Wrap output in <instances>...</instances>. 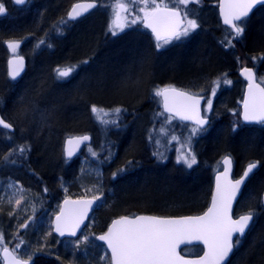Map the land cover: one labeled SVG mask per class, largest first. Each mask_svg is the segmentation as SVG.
Segmentation results:
<instances>
[{
  "label": "trees",
  "instance_id": "16d2710c",
  "mask_svg": "<svg viewBox=\"0 0 264 264\" xmlns=\"http://www.w3.org/2000/svg\"><path fill=\"white\" fill-rule=\"evenodd\" d=\"M69 1L62 11L60 10L50 22L56 20V18L66 17L68 7L72 2L77 0ZM213 2L214 0H199V3H196L194 0V2L191 3L195 11L194 16L197 19L201 18L203 11L209 5H212ZM215 2L217 1L215 0ZM175 4L176 2L172 1L168 5L171 7ZM57 5V2L46 4L44 5V9L41 7L34 15L42 11L44 17L49 13L53 14ZM181 11L183 10L181 9ZM262 13L264 14V5L259 7L252 14L253 21L258 19L256 16ZM30 15L31 14L18 15L17 19L19 20L13 19L10 21V19H7V21H0V93L4 94L7 99V109L4 108L3 111L4 116L15 128L14 132L9 134L13 139L10 151L19 145H30V150L24 155L11 153L10 159L12 158V160L20 164L22 169V171L20 170L21 172H19V177H17V175L12 177H16V180L18 178L24 185L26 184L25 180L29 178V172L32 173L31 176L37 177L34 178L38 180L41 185L35 188H37L36 190L38 193H42L43 188H47L49 194L45 196L48 200L45 206L54 210V213H52L54 216L58 213L62 201L67 197L82 198L100 195L101 201H97L88 221L90 232L96 237L97 234L107 229L113 218L121 215L151 213L171 216L200 213L207 208L212 194V179H207L204 182V188L198 189L199 183L203 180L201 174L206 172L203 167L204 163L207 161H214L216 158L225 154H232L237 160L235 173L236 175H240L245 162L249 159H255L261 163V166L250 178L247 188H245L239 199L236 211L237 213L243 212L247 207V211L252 210L256 212L257 218L255 219L253 228L241 245V255H239L238 259V255L234 256V258H232V256L228 264H239V262L240 264H264V208L261 205V194L264 189V126L257 127L242 123L240 106L235 105V114L230 113L231 109H225L211 119L210 125L212 129L200 138L196 155L197 163L189 173L182 167L174 164L172 159L162 166L163 168L170 166L167 175L168 179L166 178L165 181L168 187L166 190H163L166 192L160 193L155 199L143 196L140 198L141 200L136 199V197L129 192L134 185L140 184L141 182H148L141 171L148 165L154 164L155 161V155H151L144 135L147 124H150V122H147V119L151 111L157 110L158 108L160 109V106H155L154 101L148 95L150 86L157 81L159 83L166 81L168 83H174L182 88H194L193 85H195L199 86L201 89H208L212 77L225 71H228L232 78L240 79L238 71H236L234 67H229V64L231 62L233 63L231 59L233 57L229 55V51L225 53L223 48L227 47V50L236 49L238 53L240 50L243 55L247 52V56L248 54L264 56V35L258 36L256 39L254 37L252 42L250 32H252L254 28L249 29L246 39L240 44L238 43L239 39L233 38L232 30L224 26L220 19H218V16L213 14L211 20L201 24L196 34L186 41L188 42V46L196 38L197 40L199 37L202 40L205 38L203 40L205 41V47L200 52H197L194 51L195 48H191V45H189L188 48L186 46L181 51L183 56L189 55L191 56L190 59H193V63L191 60L189 72L184 75L189 82H184V80L180 78H170L157 79L152 83L150 80L148 83L146 79L150 76L143 72L139 75V80L135 82L136 86H133L131 96L127 98L117 96L124 90L125 84H121L122 88H120V84L112 82L111 80L105 83L107 89L106 97L102 95L96 96L95 92L93 95L85 93L87 86L86 82L83 80L85 73L92 68L95 72L98 70L92 67L95 61L94 57H89V63L83 70L84 73L81 77L82 81L78 83V89L75 88L76 84H74V81L77 79L76 75L79 70L75 72L76 77L73 76L69 78L63 84L56 83L52 76L47 82L48 87L51 85L53 89L52 94L54 96H59L57 98H60L59 100L61 102H66L70 106L73 116H70V120H68L67 117L59 115L58 113L50 112L51 114H47L46 112L49 111L47 108L50 106L45 105V102H37L33 98L35 95L31 94L29 89L26 90V80L29 70H27L24 78L17 83L8 84L4 81L2 62L3 40L12 35L20 36L31 31L32 33L41 35L43 34L41 30L43 31L46 27L47 29L45 30L47 31L49 28V25H47L49 21L46 22L44 19L39 20L33 17H31V19ZM24 18L25 20L21 21ZM89 19H94V17ZM89 19L78 21L75 24ZM132 33L144 35L148 38L145 32ZM103 40L101 32L97 36V47L100 51L99 54H101L100 59L102 64L104 62L103 51L107 45H109L108 43L105 44ZM226 40H232L237 44L232 46V42H230L231 46H229L225 44ZM238 45L240 47H238ZM252 46H254V48H251ZM147 48L149 49L147 55L149 59L153 58L152 60H154L155 58L159 60L160 56L157 55L164 54V52L159 54L155 53L151 42ZM44 53L39 55L40 60L42 57L44 61L45 57L49 55L46 52ZM259 68L260 71L264 69V58ZM173 72H176V70H173ZM108 77H111V73L108 74ZM65 96L67 97L65 98ZM70 102H73L74 105L71 106ZM92 105L103 107L101 109L107 110V113H111L117 107L126 110L121 112V119L119 121V126L122 125L125 127L124 131L122 133L117 132V130L114 129L118 127L102 122V112L99 114L94 113V116H92L90 110ZM233 105L234 104H231V106ZM104 118H107V121L112 117L109 115ZM99 123V128H102L107 133L111 132L112 134L106 139L107 144L105 148L107 154L110 152V155L108 154L110 157H106V153L100 156L102 159L100 173L97 170L90 173L84 170L85 177L79 179V171L82 170L81 167L86 161L80 163V155L71 161H66L62 158L61 149L64 137L69 133L86 131L87 133H93L97 139V124ZM235 124L238 125V127L237 130L233 132L232 129ZM69 125L75 126L69 128ZM118 141H120V144H118ZM94 144L95 142L88 146ZM8 148L3 143H0V156L5 154ZM124 149L125 153H123ZM129 161H131V166H129ZM8 165L9 163L3 162V160L0 159V168ZM122 167H124V171L118 173L117 176L113 178L112 174L116 173V169ZM0 177L2 176L0 175ZM209 184H211L210 191L208 190ZM101 202H103V206H100ZM2 204L5 203L2 202ZM8 209L7 205H2V208H0V217L9 221L7 229H5L7 232H9L10 229L9 225L12 226L17 217V214H15L14 217L13 215L9 217L10 213H8ZM50 218L51 216L49 220ZM36 226V228L26 231V237L28 236L31 241L34 240V236L39 233L38 230H41V234L46 230L47 224L42 222L36 224ZM48 240L49 243L52 242L49 245L52 247L53 252L50 254L42 252L35 255L33 257V264L98 263V256L95 251L70 246L72 239L58 238V236L51 233L48 236ZM56 241L57 243H55ZM97 244L102 245L99 242ZM182 252L185 255H198L202 252V249L199 246L185 247L182 249Z\"/></svg>",
  "mask_w": 264,
  "mask_h": 264
},
{
  "label": "rangeland",
  "instance_id": "374dc122",
  "mask_svg": "<svg viewBox=\"0 0 264 264\" xmlns=\"http://www.w3.org/2000/svg\"><path fill=\"white\" fill-rule=\"evenodd\" d=\"M68 1L69 0H29L22 8H14V10H10L12 14V16H10L11 18L7 16H6L7 18L3 16L0 17V21H3V19L4 21H7V19H10L11 21L13 19H17L16 16L18 15L21 16V15L31 14L30 18L33 17L39 20L44 19L46 22L49 21V23L47 24L49 25L48 30L46 31L45 29L47 28L45 27L43 31L41 30V33H43L41 35L32 33V31L20 36L12 35V37H18V40H21V37L23 38L24 40L23 43H25V47L23 46L18 52L21 54H27V56H29L30 59L29 69H28L29 71L26 80V90L29 89V92L35 95L33 98L37 102H45L46 103L45 105L50 106L49 108H47L49 109V111L46 112L47 114L58 113L59 115H64L65 117H67L68 120H70V116H73L70 106L66 102L65 103L61 102L59 100L60 98L59 99L57 98L59 96H54L52 94L53 89L51 85H49L48 87L47 82L49 81L53 73L52 77L56 83L59 84L65 83V81H67L69 78L75 76V72L79 70V65L82 64L84 65V61L88 62V60H85L84 58L83 59H78V58L82 57L83 55H88L94 52L96 56L94 58L95 61L93 62L92 67L98 70L97 72H95V70L92 68L85 73L83 78L84 82H86L87 85L85 89V93H89L93 95V93L95 92L96 96L102 95L106 97L107 89L105 83L108 80H111L112 82H116L120 85L125 84L124 90L120 92L119 95L117 96L127 98L128 96H131L133 86H136L135 82L139 80V75L143 72H145L147 75L149 74L150 76L148 79H146L147 80L146 82L148 83L150 82V80L152 83L157 79H170V78H180L184 80V82L187 81L184 75L189 72L191 60L193 63V59H190L191 56L189 55L183 56L181 54L182 53L181 51L184 47L187 46L188 42L186 41H188L190 38H192L194 34H196L198 28L196 29L195 32L190 33L187 37L182 36L179 40L173 38L171 39L170 43L164 45L160 49H157L156 47L157 41L154 39L150 28L144 26L143 19L138 20L135 25H131L130 27H125L122 32L118 31V34L115 36L111 34L110 29L114 26L113 22L115 21L116 18L115 14H116L117 0H100L101 3L100 7L85 18V19H89L94 17V19H89L87 21H83L81 23L75 24L76 22H71L68 20V17L64 16L50 22V20L55 15H57V13H59L60 10L62 11L65 5L70 2ZM172 1L176 2V0H172ZM172 1L156 0V3L160 5H164V4H170V2ZM216 1L217 2H215L214 0L212 5H209L203 11L201 18L198 19L194 16L195 11L193 10V7L190 3L189 5H187V10L189 12L188 19L195 18L199 25L203 24L208 20L210 21L211 18L213 17L212 16L213 14L218 16L219 19L218 0ZM51 2L54 3L57 2L58 4L53 14L49 13L46 17H44V13L42 11V12H38L37 15H34L35 13H37L38 9H40L41 7H43L44 9L45 8L44 5L49 4ZM0 4H2L4 7L5 11L2 13L4 15L9 11V8L11 6L9 5L6 6L7 3L5 4L3 0H0ZM180 8L183 11L185 10V6H180ZM121 15L124 14L122 13ZM140 16L143 17V13H140ZM23 17H19V18H23ZM131 18H132L131 16L128 17V23H130ZM256 18L258 19L253 21V17L251 15L249 18L245 19V23L243 24L244 33L241 37L238 38L239 39L238 43L241 44V42H243L246 39L247 32L249 31V29L254 28L252 32H250L252 42L254 40V37L256 39L258 36L264 35V14L263 13L259 14L258 16H256ZM85 19H81V21ZM24 20L25 18L21 21ZM63 21H66V24L58 28V26L61 25ZM101 32H102V37L104 39L103 40L104 43L107 44V41L110 42V44L107 45V47L103 51V55H104L103 64L101 63V59H100L101 54H99L100 51L98 50L97 47V36ZM123 32H127V33L123 34L122 36H120V38H117L115 41L110 40V39H114ZM132 32H141V33L145 32L148 38L144 35H139ZM16 40L17 38H12L10 42H16ZM41 40L45 41V43L39 44V41ZM203 40L200 37L198 40L196 38L189 45H191V48H195L194 51L200 52L205 47L204 46L205 41ZM150 42L152 44L155 53L159 54L164 52L163 55L156 54L157 56H160L159 60H156L155 58L154 60H152L153 58L152 59L148 58L147 55L149 53V49L147 47H149ZM230 42H232L231 43L232 46H235V44H237L232 40ZM160 43H163V41H160ZM238 47L240 46L238 45ZM251 48H254V46H252ZM223 49L225 53L229 51L228 53L230 56H235L237 63L239 65V67H237V70H239L243 66L244 62L246 63H248V61L252 62L257 71L259 81L264 85V74H263L264 69H261L260 71L259 68L260 63H262V60L264 58L263 55L258 56L259 58L250 59L248 56L243 55L240 50L238 54L236 50L235 51L231 49L227 50L228 49L227 47H224ZM41 52L42 53L46 52L47 54H49L45 57L44 61L42 57L40 60V56L36 55ZM67 60L68 62L54 65L55 62L67 61ZM74 61H78V62H74ZM68 67L74 69L70 74V76L63 79H58L57 69H64ZM173 70H176V72H173ZM110 73H111V77H108V74ZM217 76L218 77H216V79L212 81L208 89H201L199 86H195V85H193L194 88H189V87L184 88L193 93L205 95L206 101L209 98L212 100L211 111L206 112L205 111L206 101L204 104V115L206 117H209L210 119H213L216 115L223 112L225 109H231L230 113L235 114L236 111L235 105L241 107L242 95L245 86V82L243 81V79H241V77L239 80L238 79L233 80L232 76H230V73L228 71L222 72ZM217 80H219V87H216L215 84ZM226 80L231 81V83L230 84L225 83ZM81 81H82L81 78L76 79L74 81V84H76L75 85L76 89H78L77 88L78 83ZM165 86H178V85L174 83H168L166 81L161 83L157 81L149 88L148 95L154 101L155 106L158 107L160 106V109L158 108L156 111H153L151 117L147 119V122L148 123L150 122V124H147L144 134L151 155L154 152H159L160 154H162L163 158H161V156L155 155L154 164L148 165L143 169V171H141L144 177L147 178V181L149 183L141 182L140 184L134 185V187L129 191L136 197V199H140L143 196L144 197L147 196L149 198L152 197L153 199H155L160 193L166 192L163 190H166L168 187V185L165 184V181L166 178L168 179L167 175L170 166H167L166 168H163L162 166L170 162V159L173 160L174 164L182 167L185 171H187V173H189L190 170H192V168H194L195 166L193 165L192 168H187L186 165H184L182 162L181 163L177 162L178 156L181 153L185 152L186 149L188 148L187 141H188L190 129L194 125L191 124L185 125L183 123H180L178 120L177 122H175L174 119H172L171 123L166 122V117L169 114L164 112V109L162 107L161 97L154 95L155 90L162 89ZM120 88H122V85ZM236 88L240 89V96L238 93L236 95L237 92L235 91ZM212 89H215V96L211 95ZM66 97L67 96H65V98ZM6 102H7L6 97L0 98V104L5 109H7ZM231 104L234 105L231 106ZM70 105L72 106L74 105V103L70 102ZM161 113H163V115H161ZM104 117L105 116L103 115L102 122L106 121L107 119V118L105 119ZM74 126L69 125L68 127L71 128ZM174 127L176 129H174ZM235 127L237 129L238 125L235 124ZM161 128L165 130L164 133H161L160 131ZM124 129L125 127L121 125L114 130H117V132L122 133ZM205 129L206 131L201 132L200 134L196 135L191 139V148L192 151L195 153V155H197V149L200 143V138L206 132L210 131L212 129V126L210 125ZM110 135H112L111 132L107 133L102 128H99L98 138H97L98 141L94 145L88 146L85 149H83L82 151L83 153L79 154L80 155L79 162L83 163L84 161H86L84 162L82 167L80 166L82 170L79 171L80 174L79 179L85 177L84 175L85 171L87 173L93 172L95 170H97L99 173L101 172L100 166L102 164V159L100 158V156L106 153V157H110L108 155L110 154V152H108V154L107 152H105L106 150L105 148L107 144L106 139L109 138ZM172 136L177 137V139H172ZM149 137H151V139ZM12 141L13 139L12 137H10V135L4 133L2 134L0 132V143L5 142L8 143V145H10V142ZM156 141H159V143L157 144ZM118 144H120V141H118ZM10 153L11 151L6 153L5 155L2 154V156H0V158L2 159H4V157H8V159L7 160L4 159V161L9 163L7 167L8 168L7 175H5L4 177H0V208H2V205H7L9 208L8 213H10L9 217L12 215L14 217L15 214H17L16 215L17 217L14 220L13 223L14 226L9 225L10 229L9 232H7V234H4L1 228L5 227L3 229H7L8 226L7 224L9 221H7L6 219H2L0 217V235H2V239H0V253L4 247H8L11 250H13V252L18 257L25 260H33V257L39 253L46 252L50 254L51 252H53L52 247L49 245L52 242L49 243L48 236L49 233L50 234L52 233V229H53L54 215L52 213H54V210H51L45 206V203L48 201L45 198V196L49 194V192L48 190L45 191V189L47 188L45 189L43 188L42 193H38V191L36 190L37 188L35 187L40 186L41 184L40 182H38V180L35 179L37 177L34 178L33 176H31L32 173L29 172L28 176L31 179L28 178L29 182H26L25 185L20 180H18V178L16 180V177H12L18 175L19 172L22 171V169L20 164L16 162L15 163L11 162L12 158L10 159ZM93 153H95L96 155H93ZM123 153H125V149ZM230 155L233 156L235 161H237L234 155L232 154ZM223 156L224 155H222L219 158H216L214 161L211 162L207 161L206 163H204L203 167L206 170V172L201 174V178L203 180L199 183L198 189L204 188L205 186L204 182L207 179L209 180L212 179V189H213L214 175L216 172L222 169L221 159ZM118 169H124V167L117 168L115 172H117ZM1 173L2 172L0 170V175L2 176ZM38 179L41 180L40 178ZM208 186H209L208 190L210 191L211 184H209ZM17 200L20 201L18 205L16 204ZM2 202H4L5 204H2ZM50 216L51 218L49 220ZM41 221L47 224L46 230L44 228L45 231L42 234L40 233L41 230H38L39 233H37V235L34 236V240L31 241L30 238H28V236L26 237V231L32 228H36L37 227L36 224L42 223ZM88 221L84 226L83 230L81 231L80 235L76 239H72L70 246L75 247V242L78 239L82 238V233L87 234L89 236L88 243L79 244V248L81 249L86 248L88 250L95 251L98 256L97 264H111L110 255L106 246L103 243L99 242L96 239V237L90 232V226L88 225ZM25 223L28 224L27 228L22 227V225H24ZM244 240L245 239L241 240L239 247L235 248L234 255L232 258H234V256L236 255H238L237 259L239 258V255H241L242 253L241 245L244 242ZM21 241L23 243L21 247L17 250L16 245ZM98 242L101 243L102 245L97 244ZM55 243H57V241ZM0 264H3L1 256H0Z\"/></svg>",
  "mask_w": 264,
  "mask_h": 264
},
{
  "label": "snow or ice",
  "instance_id": "6c2138e0",
  "mask_svg": "<svg viewBox=\"0 0 264 264\" xmlns=\"http://www.w3.org/2000/svg\"><path fill=\"white\" fill-rule=\"evenodd\" d=\"M192 2L194 0H176V4L170 7L168 4H157L156 0H117L116 18L113 22L114 26L110 29L111 34L115 36L118 34V31L122 32L125 27L135 25L138 20L143 19L144 26L150 28L155 33L157 40L156 47L160 49L170 43L171 39L179 40L182 36L187 37L200 27L195 18L188 19L189 12L187 5ZM195 2L199 3V0H195ZM14 3L25 5L27 0H14ZM257 5H264V0H224V3L221 5L223 21L226 25L230 26L233 38L238 39L243 35L244 18L248 17L251 10ZM95 6L94 3L87 5L76 4L69 12L68 17L71 20H75L82 16L89 8ZM180 6H185L183 13ZM4 11L3 5L0 4V14ZM122 13L124 15H121ZM140 13H143V17L140 16ZM129 16L132 17L130 23H128ZM64 24H66V21H63L58 28ZM162 29L163 35L161 34ZM160 41H163V43H160ZM44 43L45 41L43 40L39 41V44ZM225 44L231 46L230 41L226 40ZM8 47L15 53L19 47V42H9ZM84 63H87V61H84ZM12 64L11 76L12 79H15L22 70L23 58L13 60ZM73 70L71 67L57 69V78L63 79L69 77ZM243 72L249 81L248 97L244 101L243 119L249 122H264V87H261L256 82L255 73L252 69L245 68ZM225 83L230 84L231 81L226 80ZM215 84L216 87H219V80ZM154 95L163 98L164 109L167 113L171 114L166 117L167 123H171L174 118H179L182 121H193L194 126L190 129L187 141L188 148L177 158L178 163L182 162L187 168H192L197 163V160L191 148V139L206 131L204 126L208 124L206 117L200 115L199 106L203 97L178 90L175 87L157 89ZM211 95L215 96V89H212ZM170 97L172 99L180 98L185 103L180 108L170 107ZM91 110L97 114L103 111L96 106H92ZM211 110L212 100L209 98L206 101L205 111ZM122 111L126 110L117 107L111 113L104 112V116L111 115L112 117L110 120L104 122L119 127ZM0 128L11 130L13 129V125L0 117ZM232 130L235 132L237 129L234 126ZM160 131L164 133L165 130L161 128ZM149 138L151 139V137ZM77 139L78 141H87L89 137L84 136ZM172 139H177V137L172 136ZM68 143L72 144V140H69ZM156 143L158 144L159 141H156ZM29 150L30 145H19L13 148L11 153L24 155ZM72 154L69 151L67 155L71 157ZM153 154L163 158L159 152H154ZM93 155L96 154L93 153ZM4 159L7 160L8 157H4ZM11 162L15 163L14 160ZM222 163L224 166L223 174L227 178L231 169L232 158L225 156ZM129 166H131V161H129ZM257 167V162L249 163L239 179L235 181L227 180L223 187L219 183V177H217L216 195L213 197L211 207L203 215L180 219L154 216H138L134 219L121 217L114 220L108 231L96 237V239L106 242L107 248L111 250L113 264H224L230 254L233 253L234 248L239 247L241 240L253 221L254 212L249 211L234 219L231 215V209L232 202L240 191L241 186ZM123 171L124 169H118L116 173L112 174L113 178ZM96 201H101L100 195L94 196L90 201L83 202L84 206L82 209H70L67 212L62 209L60 214L55 218L56 226L54 231L59 233L60 236H64L67 233L71 237H76L77 231L87 216L88 209ZM19 203L20 201L17 200L16 204L18 205ZM69 203L76 202L64 201L65 205ZM100 206H103V202H101ZM62 218L63 223L61 222ZM22 227L27 228L28 224L25 223ZM185 236H192L197 240H202L208 248L207 253L195 261L185 260L183 257H180L176 253V244L179 242V238ZM234 236L235 241L233 240ZM0 239H2V235H0ZM88 241L89 236L82 233V238L75 242V247L78 248L81 243L87 244ZM22 243L21 241L16 245L17 250L21 247ZM4 253L10 258V264H28L27 261L22 262L13 256L12 253H9L7 248L4 249Z\"/></svg>",
  "mask_w": 264,
  "mask_h": 264
},
{
  "label": "water",
  "instance_id": "95a60500",
  "mask_svg": "<svg viewBox=\"0 0 264 264\" xmlns=\"http://www.w3.org/2000/svg\"><path fill=\"white\" fill-rule=\"evenodd\" d=\"M89 3H94L96 6H95V7H92V8H89V9H88L86 12H84V14H83L82 16H80L79 18H82V17H84V16H87L91 11H93V10L98 6V2H97V0H77V1H75V2L71 5L69 12L71 11V9H72L76 4H85V5H87V4H89ZM223 3H224V0H218V15H219V18H220L221 23H222L224 26L230 28V26H229V25H226V24L224 23V21H223V14H222V12H221V5H222ZM260 6H262V5H257L256 7H254V8L251 10V12L249 13L248 17H250V16H251V15H252V14H253V13L259 8V7H260ZM182 13H183V12H182ZM248 17H246V18H248ZM79 18H77V19H79ZM246 18H244V19H246ZM237 23H239V22H237ZM150 30H151V29H150ZM151 33H152L154 39L156 40L155 33H153L152 30H151ZM161 34H162V35L164 34L163 29L161 30ZM156 41H157V40H156ZM19 58H21V57H13V58H11L10 61H9V74H10V76H11L12 69H13L12 61H13V60H18ZM22 58H23V57H22ZM245 68L252 69V71L255 73L256 82H257L258 84H260L261 87H264V85L259 81L258 76H257V72L255 71V69H254V68H250V67H245ZM245 68H242V69L238 72L239 75H240V76H241V77L247 82V84H246V86H245V91H244V94H243L242 104H241V120H242V122H243L244 124H247V125H253V124L264 123V122H259V121H251V122H249V121H244V119H243V117H244V101H245V100L247 99V97H248V84H249V81H248V79H247V76H246V74L243 72V70H244ZM25 69H26V60H25V58H23L22 70L20 71V74H19L15 79L21 77V76L23 75V73L25 72ZM11 77H12V76H11ZM168 87H175V88L178 89V90H181V91H184V92H188V93H190V94H196V93H193V92H191V91H189V90H186V89L181 88V87H178V86H165V87H163V88H168ZM163 88H162V89H163ZM196 95H197L198 97H203V99H201V101H200V106H199V107H200V115L203 116V117H206V116L204 115V110H203V106H204V103H205L206 98H205V96L202 95V94H196ZM161 101H162V107H163V109H164V101H163V98H162V97H161ZM183 103H185V102L182 101L180 98L172 99V98L170 97V99H169V106H170V107L180 108V107L182 106ZM164 111H165V109H164ZM169 114H170V113H169ZM0 117L3 118L2 114H1V111H0ZM177 119H178L180 122H182V123H188V124H192V125H194L193 121H182V120H180L179 118H177ZM206 119L208 120V124H206V125L204 126V128H206V127H208V126L210 125V118H209V117H206ZM6 122H8V121H6ZM9 123H10V122H9ZM14 130H15V128H14V126H13V129H11V130H9V131L13 132ZM84 136L89 137V139H88L87 141H78L77 138L84 137ZM69 140H72V144H69V143H68ZM91 141H92V137H91V134H90V133H84V134H79V135H72V136L67 137V138L65 139V141H64V149H65V156H66V158H67L68 160H73L75 157H77V156L79 155V153L83 150V148H84L86 145H88V144L91 143ZM69 151H71V152L73 153L71 157H69V156L67 155ZM225 156H230V157L232 158L231 169H230L229 174H228V176H227V178H226V177L224 176V174H223V172H224V166H223V163H222V169L215 173V175H214V182H213V189H212V194H211L210 202H209L207 208H206L204 211H202V212H200V213H194V214L171 215V216L157 215V214H151V213H138V214H134V215H121V216H118V217L113 218L112 221L110 222V224L108 225L107 229H106L104 232L98 234L97 237L100 236V235L105 234V233L108 231V229L112 226L113 221H114V220H117V219H120L121 217H129V218L134 219V218H136V217H138V216H154V217H160V218L180 219V218H183V217H191V216H200V215H203V214L208 210V208L211 207L213 197L216 195L217 177H219V183H220L221 186L223 187V186L226 184L227 180L235 181L236 179H239L240 176L242 175V173H243V172L246 170V168H247V166H245L243 172H242L239 176H235V175H234V168H235L234 158H233V156H231L230 154H226V155H224V156L222 157L221 162L223 161V158H224ZM254 162H255V161H254ZM250 163H253V162H250ZM247 165H248V164H247ZM255 170H256V169H255ZM255 170H254V171H255ZM253 173H254V172H253ZM253 173L250 174V177L253 175ZM250 177H249V178L245 181V183L241 186L240 191L237 193L236 198H235V199L233 200V202H232L231 215H232V217H233L234 219L238 217V216H235V209H236L237 203H238V201H239V199H240V197H241V195H242V193H243V190H244V188H245V186H246V183L249 181ZM92 199H93V197H82V198H72V197H67V198H65V199L62 201V203H61V207H60L59 212L54 216V219H53V232H54L56 235L60 236L59 233H57V232L54 231V229H55V226H56V219H55V218H56L57 215L60 214V211H61L62 209L65 210L66 212H67L68 210H70V209H82L83 206H84V205H83V202H85V201H90V200H92ZM65 200H69L70 202H76V203H69L68 205H65V204H64V201H65ZM262 201H264V191H263V193H262ZM96 203H97V201H96L95 203H93L92 206L88 209V211H87V216H86V218L84 219V222H83V224L81 225L80 229L77 231V236H76V237H78V236L80 235V233H81L83 227L86 225V223H87V221H88V219H89V217H90V215H91V213H92V211H93V209H94ZM262 206L264 207V203H262ZM245 214H246V213H245ZM242 215H243V214H242ZM239 216H240V215H239ZM254 217H255V216H253V221H252L251 224H250V228H251V226H252V224H253V222H254ZM61 222L63 223V218H62V221H61ZM250 228H249V230H250ZM249 230L246 231L245 235L249 232ZM60 237L76 238V237H71V236H69L67 233H66L64 236H60ZM233 240L235 241V236L233 237ZM189 241H190V242H189ZM100 242L103 243V244L106 246V248H107V244H106V242H104V241H100ZM188 246H200V247L202 248V252H201L199 255H194V256H193V255H185V254H183L182 249L185 248V247H188ZM6 248H7V250H8L9 253H12L13 256H15L16 258H18L20 261H22V262L27 261L28 264H32V263H33L32 260H25V259H22V258L18 257V256L13 252V250H11V249L8 248V247H6ZM4 249H5V248H3V249H2V252H1V257H2L3 264H10V258L7 257V256L5 255V253H4ZM107 250H108V252H109L110 259H111V250L108 249V248H107ZM234 250H235V248H234ZM207 251H208V248H207V246L203 243V241H202V240H197V239H195V238L192 237V236L181 237V238H179V242L176 244V253H177L180 257H183L185 260H193V261H195V260H199L201 257H203V256L205 255V253H207ZM233 254H234V251H233V253L230 254V256L226 259V261L224 262V264H228V262L230 261L231 257L233 256ZM111 264H113L112 260H111Z\"/></svg>",
  "mask_w": 264,
  "mask_h": 264
},
{
  "label": "flooded vegetation",
  "instance_id": "af4514ba",
  "mask_svg": "<svg viewBox=\"0 0 264 264\" xmlns=\"http://www.w3.org/2000/svg\"><path fill=\"white\" fill-rule=\"evenodd\" d=\"M29 0H27V2H28ZM11 2L13 3V7H15V8H22L24 5H17V4H15L14 3V0H11ZM97 2H98V6L93 10V11H91L88 15H90L92 12H94L95 10H97L99 7H100V0H97ZM73 4V2L70 4V6L68 7V9H67V13H66V17H68V14H69V10H70V7H71V5ZM87 15V16H88ZM1 16H3V17H6L5 15H3V14H0V17ZM87 16H84V17H82V18H79V19H75V20H71V19H69V17H68V20L69 21H71V22H77V21H81V19H85ZM7 18V17H6ZM4 20V19H3ZM12 38H17V40H16V42H19V47L17 48V50H16V52L15 53H13V51L8 47V43L11 41V39ZM24 42V40H23V38L21 37V40H18V37H12V36H10V37H8V38H5V40H3V42H2V47H3V59H2V62H3V77H4V81H5V83H8V84H14V83H17V82H19L20 80H22V78H24V76H25V74L27 73V70H28V68H29V62H30V59H29V56H27V54H21V53H19L18 51L24 46L25 47V43H23ZM24 44V45H23ZM47 52V51H46ZM40 54H42V52L41 53H39V54H36V55H40ZM13 57H23V58H25V60H26V69H25V72L23 73V75L21 76V77H19V78H17V79H12V77L10 76V74H9V61H10V59L11 58H13ZM239 74V73H238ZM241 77V76H240ZM241 79H243L242 77H241ZM243 81L245 82V85L247 84V82L243 79ZM245 88V87H244ZM243 96V95H242ZM1 97H5V95L4 94H2V93H0V98ZM0 111H1V114H2V116H3V118L6 120V121H8L6 118H5V116H4V113H3V111H4V107L0 104ZM8 122H10V121H8ZM11 123V122H10ZM263 125H261V124H253V126H264V123H262ZM0 132L3 134H10V133H12L11 131H9V130H7V129H3V128H0ZM5 146H7V148L9 147L10 148V146H11V142H10V145H8V143H5V142H2ZM8 148V149H9ZM7 151V150H6ZM5 151V152H6ZM1 160H3L4 161V159H2V158H0ZM257 162L258 163V167L256 168V170L254 171V173H253V175L259 170V168H260V166H261V163L259 162V161H257V160H255V159H249L248 161H246L245 162V164H244V167H243V169H242V171H241V173L243 172V170H244V168H245V166H246V164L248 163H250V162ZM234 162H235V168H234V175L235 176H239V175H236V173H235V170H236V165H237V161H235V159H234ZM252 175V176H253ZM251 176V177H252ZM250 177V178H251ZM249 181H250V179H249ZM249 181L246 183V186H245V188H247V185H248V183H249ZM245 188H244V190H245ZM243 190V191H244ZM263 191H264V189L262 190V193H263ZM238 203H239V201H238ZM238 203H237V205H238ZM261 205H262V194H261ZM263 207V206H262ZM237 208H238V206H236V209H235V216H239V215H242V214H245V213H247V207H246V210L245 211H243V212H240V213H237ZM264 208V207H263ZM249 212V211H248ZM252 212H254V222H253V224H252V226H251V228H250V230H249V232L244 236V238L243 239H246L247 238V236H248V234L250 233V231H251V229L253 228V226H254V223H255V219L257 218V214H256V212L255 211H252ZM242 239V240H243Z\"/></svg>",
  "mask_w": 264,
  "mask_h": 264
},
{
  "label": "bare ground",
  "instance_id": "6f19581e",
  "mask_svg": "<svg viewBox=\"0 0 264 264\" xmlns=\"http://www.w3.org/2000/svg\"><path fill=\"white\" fill-rule=\"evenodd\" d=\"M3 2L6 4V6L7 5H9V6H11L10 8H9V11L7 12V13H5L4 15L5 16H7V17H9V18H11L10 16H12V14H11V11L10 10H14V8L15 7H13L12 5H13V3L11 2V0H3ZM101 4V3H100ZM99 4V5H100ZM17 17V16H16ZM56 19H58V18H56ZM127 32H123L122 34H119L117 37H115L114 39H110V40H112V41H115L117 38H120V36H122L123 34H126ZM107 41V40H106ZM107 43L108 44H110V42H108L107 41ZM231 50H233V51H235L236 49H231ZM237 52V51H236ZM235 52V53H236ZM238 53V52H237ZM94 54V55H93ZM93 54H88V55H83L82 57H80V58H78V59H85V60H89V57H94L95 58V56H96V54H95V52L93 53ZM239 54V53H238ZM244 55H246L247 56V52L244 54ZM258 56H260V55H257V54H248V57L251 59V58H259ZM233 58H231L232 59V61H233V63L231 62L230 64H229V67H234V69L236 70V71H240L242 68H245V67H250V68H254L255 69V66H254V64L252 63V62H250V61H248V63H246V62H244L243 63V66L239 69V70H237V67H239V65H238V63H237V60H236V58H235V56H232ZM78 59H75V60H78ZM73 61V60H72ZM65 62H68V60L67 61H59V62H55L54 63V65L56 64H61V63H65ZM70 62V61H69ZM74 62H78V61H74ZM88 63L89 62H87V63H84V65L82 64V65H79V71H78V73H77V79H79V78H81L82 77V74L84 73V67H86V65H88ZM81 66V67H80ZM255 71H256V69H255ZM257 72V71H256ZM51 76H53V73H52V75ZM216 77H218V76H213L212 77V79H211V81H210V84L212 83V81L213 80H215L216 79ZM237 78H234L233 77V80H236ZM239 80V79H238ZM237 80V81H238ZM246 86V85H245ZM244 86V87H245ZM238 90H239V92H238ZM235 91H237L236 92V95H237V93L239 94V96H240V89L239 88H236L235 89ZM244 91H245V88H244ZM244 91H243V94H244ZM242 99H243V96H242ZM241 104H242V102H241ZM95 106V105H94ZM98 109H101V108H103V107H98V106H96ZM91 108H92V106H91ZM91 108H90V110H91ZM101 110H103L102 111V113H104V112H106L107 110H105V109H101ZM154 111H156V110H154ZM165 113H167L166 111H164ZM91 113H92V116H94V113L92 112V110H91ZM153 113V111H151V113H150V115H149V118L151 117V114ZM167 114H169V113H167ZM169 115H171V114H169ZM174 120H175V122H177V118H174ZM179 121V120H178ZM180 122V121H179ZM211 123V122H210ZM97 126H98V130H99V127H100V125L99 124H97ZM210 126V125H209ZM174 129H176L175 127H174ZM84 133H87L86 131L85 132H80V133H77V132H74V133H69V134H67V135H65V137H64V141H65V139L67 138V137H69V136H72V135H79V134H84ZM88 133H90L91 134V137H92V141H91V143H93V142H97L98 141V139H96L95 138V136L93 135V133H91V132H88ZM64 141H63V145H62V149H61V156H62V158L63 159H65L66 161H69L67 158H66V156H65V149H64ZM90 143V144H91ZM10 151V148L9 149H7V151L5 152V154L6 153H8ZM83 151V150H82ZM82 151H81V153H82ZM4 154V155H5ZM222 160V159H221ZM3 162H5V161H3ZM222 163V162H221ZM248 164V163H247ZM247 164H246V166H247ZM8 166H5V167H1L0 168V170H1V174H2V177H4L5 175H7V171H8V168H7ZM17 176H19V174L17 175ZM35 177V176H34ZM30 178V177H29ZM31 179V178H30ZM26 182H29V180H28V178H27V180H25ZM42 222V221H41ZM2 229V231H3V233L4 234H7V231H5V229H3V228H1ZM104 232V231H103ZM52 233L54 234V235H56L54 232H53V229H52ZM102 233V232H101ZM100 234V233H99ZM98 235V234H97ZM97 235H96V237H97ZM56 236H58V235H56ZM58 237H60V236H58ZM60 238H68V237H60ZM77 238V237H76ZM76 238H69V239H76ZM98 240V239H97ZM99 241V240H98ZM100 242V241H99ZM4 248H6V247H4ZM1 252H2V250H1ZM0 256H1V253H0ZM1 259H2V257H1ZM32 262H33V260H32ZM33 264V263H32Z\"/></svg>",
  "mask_w": 264,
  "mask_h": 264
}]
</instances>
